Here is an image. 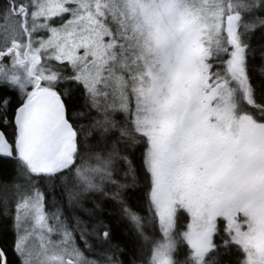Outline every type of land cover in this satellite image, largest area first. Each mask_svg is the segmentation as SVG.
<instances>
[{
  "label": "snow or ice",
  "instance_id": "6c2138e0",
  "mask_svg": "<svg viewBox=\"0 0 264 264\" xmlns=\"http://www.w3.org/2000/svg\"><path fill=\"white\" fill-rule=\"evenodd\" d=\"M0 264H264V0H0Z\"/></svg>",
  "mask_w": 264,
  "mask_h": 264
}]
</instances>
